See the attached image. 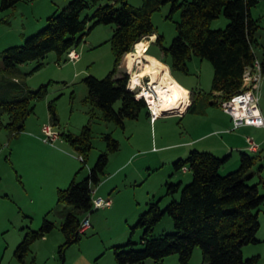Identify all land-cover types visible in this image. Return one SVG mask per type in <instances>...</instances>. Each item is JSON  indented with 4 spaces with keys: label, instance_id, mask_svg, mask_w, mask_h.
Segmentation results:
<instances>
[{
    "label": "rangeland",
    "instance_id": "obj_1",
    "mask_svg": "<svg viewBox=\"0 0 264 264\" xmlns=\"http://www.w3.org/2000/svg\"><path fill=\"white\" fill-rule=\"evenodd\" d=\"M69 1L25 0L14 9L0 11V100L21 99L47 87L45 96L31 101L34 112L28 116L22 133L13 135L5 128L0 130V264H116L113 247L128 242L131 228L148 205L160 200V207L164 209L172 201L180 199L181 191L174 196H166V184L181 183L182 189L192 182L191 171H176L174 163L186 159L193 150L207 152L203 151L206 149L200 143L191 148H176L183 141V127L198 124V128L200 120L197 123L195 120L200 119L199 116H188L186 120H182L181 115L160 118L157 125L152 127L150 117L143 111L138 120H127L126 129L123 130L114 123L106 122L100 110L85 102L88 88L84 79L88 76L104 79L114 68L111 38L115 25L97 26L86 35L75 48L80 55L76 62L70 61L67 55L59 59L55 53H49L44 58L10 70L3 67L5 50L22 46L28 38L47 26L48 17L60 13ZM142 2L143 0H129V4L135 7H139ZM101 4L111 3L104 1ZM94 11L95 6L91 5L82 17H92ZM170 11L171 5L166 4L152 14L155 30L158 35L163 36L166 48L177 36L176 24L180 21L181 14L176 12L170 18ZM253 15L260 25L256 34L259 45H255L254 51L261 60L264 49V0H260L259 5L253 9ZM228 24L229 20L221 16L212 23L211 29H224ZM90 25L91 23L89 27ZM152 50L158 54L161 49L154 44ZM136 59L134 57L132 66ZM139 63H142L139 65L141 69L135 65L132 72L135 76H140L143 71L144 62L141 58ZM189 71L187 79L202 93L198 102L201 106L206 100L205 96L211 92L212 65L207 60L194 57L189 62ZM175 74L185 78L182 73ZM190 98L191 96L186 103ZM186 99L187 97L182 104ZM51 103L57 111L56 126L49 111ZM262 104L264 108V101ZM120 107L119 101L114 108L119 110ZM1 121L6 125L9 116L3 115ZM45 126H52L61 135L74 136H80L83 128L90 126L92 150L87 163L82 161V155L65 138L61 137L52 143L44 141ZM108 134L120 143V150L110 155V164L96 190L97 196L109 199L110 206H113L79 215L82 220L89 217L93 228L81 235L80 242L67 250L63 263L59 256V248L65 242L61 226L68 212H73V207L58 203V190L66 189L73 179L80 182L88 176L98 157L107 151L104 136ZM261 137L264 139V134ZM171 145L175 147L164 150V146ZM126 163V168L117 171ZM239 165V162L230 158L219 173L225 176L237 170ZM251 172L254 178L249 184H259L260 194L264 195V184L261 182L264 181V152ZM258 213L261 225L257 234L259 243L245 246L243 257L249 259L260 256L259 264H263L264 205ZM44 218L54 224V230L45 238L37 240L25 262L21 263L14 256L16 247L22 241L26 228L38 230ZM175 232L171 217L166 215L155 227L153 237L159 238ZM142 234L141 230H137L132 237V241L137 243L136 249L142 248ZM144 264L159 263L147 260ZM163 264H180L178 255L168 256ZM191 264H204L200 248H196Z\"/></svg>",
    "mask_w": 264,
    "mask_h": 264
},
{
    "label": "trees",
    "instance_id": "obj_2",
    "mask_svg": "<svg viewBox=\"0 0 264 264\" xmlns=\"http://www.w3.org/2000/svg\"><path fill=\"white\" fill-rule=\"evenodd\" d=\"M23 1L1 0L0 11L14 9ZM104 1L111 4L102 5ZM259 3L260 0H143L139 7H135L129 4V0H70L60 13L48 17L47 26L22 46L6 49L3 67L10 70L44 58L49 53H55L61 59L78 47L97 26L115 25L111 38L114 68L104 79L93 76L84 79L88 88L85 102L100 110L106 122L125 130V122L138 119L143 111L150 117L144 100H137L135 93L128 89L129 75L118 74L124 57L128 54L125 61L132 67L137 55L135 49L141 40L157 33L152 22L154 12L170 4V18L176 12L181 13L176 24L177 36L172 44L164 47L161 35L155 42L163 54L162 61L170 66L172 73L189 74V62L194 57L207 60L213 68L210 93H220L222 99H227L240 91L245 70L257 60L254 48L259 45L256 34L260 25L252 10ZM91 5L95 6L92 17L83 18L82 14ZM118 5L120 7H116ZM221 16L229 20L228 26L211 29L212 23ZM89 23L92 26L89 27ZM133 49L135 54H129ZM261 63L264 71V49ZM46 94L47 87H42L21 99L0 100V130L5 128L13 135L22 133L28 116L34 112L31 101ZM188 97L189 94L181 110ZM192 99L189 113L197 112L198 105ZM119 101L121 107L115 110L114 106ZM49 111L56 126L58 118L53 103L49 105ZM5 114L9 116L6 125L1 121ZM62 138L70 142L86 164L92 150L91 127L85 126L80 136L69 134L62 135ZM104 140L107 151L98 157L88 176L80 182L73 179L66 189L58 190V203L67 204L74 210L66 215L61 226L65 242L59 248V256L63 263L67 250L79 243L81 235H84L80 233L81 222L89 217L82 220L79 215L96 210L92 189L101 183L110 155L120 150V143L112 135H105ZM260 159V156L241 153L239 168L225 176L219 172L229 157L220 158L210 152L193 150L186 159L176 161L175 170L186 167L192 173V182L182 189L181 183L166 184V196H174L181 191L180 199L172 201L164 209L160 207V200L148 205L131 228L128 242L113 247L116 264H144L147 260L163 264L164 259L171 255H178L180 264H190L196 248L202 250L204 264H259L260 256L244 259L243 248L259 243L257 234L261 225L258 211L264 205V195L260 194L259 184L251 185L249 182L254 178L251 171ZM261 182L264 184L263 180ZM166 215L171 217L176 232L154 238L155 227ZM54 228L47 218L43 219L38 230L26 228L14 256L24 263L32 245ZM137 230L143 232L141 249H136L137 243L132 241Z\"/></svg>",
    "mask_w": 264,
    "mask_h": 264
},
{
    "label": "crops",
    "instance_id": "obj_3",
    "mask_svg": "<svg viewBox=\"0 0 264 264\" xmlns=\"http://www.w3.org/2000/svg\"><path fill=\"white\" fill-rule=\"evenodd\" d=\"M252 15H253V10H252ZM253 17H254V15H253ZM157 37H158V34L155 33L154 35L145 37L141 40V42L143 41L145 44L143 47L142 58H141V61L144 62L143 67H142L143 71L140 73V77H142L143 79L145 78V80H147V81L150 79L148 76V68L146 67V65H148L147 57L153 58L155 60L161 61L162 63L166 64L165 62L162 61L163 54H162L161 50L158 54L154 53L152 50L153 46L156 42ZM129 54H134V49ZM126 56L124 57V59L121 63L118 76H120L122 73H125L128 75L131 74L134 70L135 65L138 66V69H141V66H139L141 63H139L138 58L133 63V66L129 67V65L126 64V61H125ZM79 58H80V55H79ZM135 58H136V55H135ZM192 61H193V59H192ZM259 61L262 62V59ZM166 67L168 68L173 79L182 88H184L187 91L186 97L189 94V96H191V98L193 97L194 100H196V103L198 105L197 106V112L189 113L188 111L193 104V101H190V99H191L190 98L188 103H186L187 104L186 108L183 109V112H181V113H183L181 115V119L186 120V118L188 116H193V117L199 116V117H201L200 119L195 120V123H197V121L200 120V121H198V122H200V125L198 128H197L198 124H195L193 127H191L189 124L188 125L189 131H188V128L183 127L182 137H181V139L183 141L181 143L177 144L179 146L176 148H178V149L191 148V147H195V145L200 143L204 147L203 149H206L203 151L210 152V153H212V154H214L220 158L229 157V159L231 158L236 163L237 162L240 163V154L241 153H246V154H249L251 156L252 155H259L261 157L262 152H264V139H262V137H261V135L264 134L263 128L241 127L237 130H233V122H232L231 117L229 115L225 114L217 105V99L221 98L220 93H212V94L209 93L211 95H206V100L200 106L198 102L202 97V93L200 92V90L198 88L195 89L194 86L192 85V83L187 79V76L190 75V71H189V74H183L185 76V78H183V77H178L175 73H172L171 68L168 64H166ZM181 107H180L178 113L181 111ZM262 109L264 112L263 104H262ZM175 115H177V114H175ZM140 116H139V118H140ZM171 116H174V115H161L154 122H151V120H150V125L152 127L154 125L156 126L157 122L160 118L171 117ZM138 119H136V120H138ZM125 129H126V123H125ZM238 131L240 132L239 134H238ZM195 134L196 135L199 134V135L195 136ZM248 137L252 138L260 146L258 153H253L249 150V148H248L249 145L247 142ZM171 147H175V146L174 145L164 146L163 148H164V150H166L167 148H168L167 150H169V149H172ZM173 149H175V148H173ZM109 164H110V160H109ZM109 164H108V166H109ZM108 166H107V168H108ZM126 166H127V163L125 165L124 164L121 165L117 169V171H121L123 168H126ZM187 171H189V170H187ZM187 171H184V172H187ZM96 196H97V190H96ZM112 206H110V207H112ZM73 212H74V210H73ZM68 213H72V212L69 211ZM138 217H137V219H138ZM92 228H93V226L91 225V228L88 231H90ZM191 262H192V260H191Z\"/></svg>",
    "mask_w": 264,
    "mask_h": 264
},
{
    "label": "built area",
    "instance_id": "obj_4",
    "mask_svg": "<svg viewBox=\"0 0 264 264\" xmlns=\"http://www.w3.org/2000/svg\"><path fill=\"white\" fill-rule=\"evenodd\" d=\"M67 57L70 61L76 62L79 59V54L75 49H73L67 53ZM132 75L133 73L129 74L128 89L135 93L137 100H144L150 113L151 122H154L161 115L183 114L171 113V111H169V113L166 112L164 114H157L153 110L148 98L142 97L144 90L151 93L154 91V85H152L153 83L151 82V78L146 83L144 82L145 79H142L141 85H133ZM263 86L264 71L261 61L257 59L252 67L245 70L240 91L227 99H217V105L219 108L231 117L233 130H237L241 127H256L264 129V112L262 109V102L264 101ZM43 133L45 135L44 141L49 143H52L62 137V135L58 131H55L52 126H45L43 128ZM247 142L249 145L248 148L251 152H259L260 146L252 138L248 137ZM183 170L187 171L188 169L185 167ZM92 197L95 209L105 208L111 205V201L109 199L96 196V188L92 189ZM90 228V220L86 218L81 222L80 233L86 234Z\"/></svg>",
    "mask_w": 264,
    "mask_h": 264
},
{
    "label": "bare ground",
    "instance_id": "obj_5",
    "mask_svg": "<svg viewBox=\"0 0 264 264\" xmlns=\"http://www.w3.org/2000/svg\"><path fill=\"white\" fill-rule=\"evenodd\" d=\"M144 44L142 41L135 49L138 59L142 58ZM147 63L148 76L151 78L152 85H154V91L151 93L144 90L142 97L148 98L153 110L157 114L169 113V111L171 113H178L187 95V91L173 79L166 65L149 57H147ZM132 78L137 85L142 84V77L135 76L134 73ZM183 109L184 107L179 113L183 112Z\"/></svg>",
    "mask_w": 264,
    "mask_h": 264
}]
</instances>
